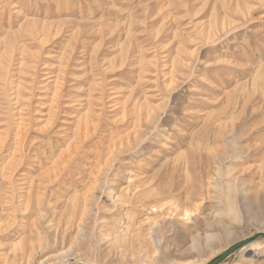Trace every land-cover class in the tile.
<instances>
[{"label": "rangeland", "instance_id": "1", "mask_svg": "<svg viewBox=\"0 0 264 264\" xmlns=\"http://www.w3.org/2000/svg\"><path fill=\"white\" fill-rule=\"evenodd\" d=\"M262 233L264 0H0V264H211Z\"/></svg>", "mask_w": 264, "mask_h": 264}, {"label": "water", "instance_id": "2", "mask_svg": "<svg viewBox=\"0 0 264 264\" xmlns=\"http://www.w3.org/2000/svg\"><path fill=\"white\" fill-rule=\"evenodd\" d=\"M260 237H264V233L252 236L242 242L236 243L229 248H227L224 252H222L219 256H217L211 264H221L224 262L229 256L235 253L237 250L241 249L242 247L254 242Z\"/></svg>", "mask_w": 264, "mask_h": 264}, {"label": "bare ground", "instance_id": "3", "mask_svg": "<svg viewBox=\"0 0 264 264\" xmlns=\"http://www.w3.org/2000/svg\"><path fill=\"white\" fill-rule=\"evenodd\" d=\"M229 185V184H228ZM231 190V189H230ZM229 190V191H230ZM153 210L155 211V212H157L158 210L157 209H155V207L153 208ZM186 215V214H185ZM179 216H181V215H179ZM189 216H190V214H189ZM226 243H227V241H226ZM256 243V242H255ZM262 245V244H261ZM228 247V246H227ZM249 248H248V251H250L251 253H253V255L254 254H256V252H258V251H261L260 250V247H259V245H257V244H251V245H249L248 246ZM262 247V246H261ZM229 248V247H228Z\"/></svg>", "mask_w": 264, "mask_h": 264}]
</instances>
